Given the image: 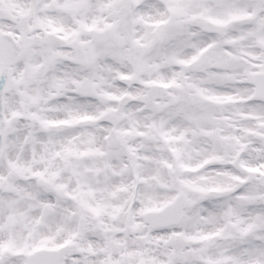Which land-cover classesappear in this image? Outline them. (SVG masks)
<instances>
[{"label": "snow or ice", "instance_id": "1", "mask_svg": "<svg viewBox=\"0 0 264 264\" xmlns=\"http://www.w3.org/2000/svg\"><path fill=\"white\" fill-rule=\"evenodd\" d=\"M0 264H264V0H0Z\"/></svg>", "mask_w": 264, "mask_h": 264}]
</instances>
